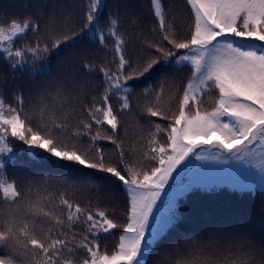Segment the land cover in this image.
Here are the masks:
<instances>
[{"label":"snow or ice","instance_id":"6c2138e0","mask_svg":"<svg viewBox=\"0 0 264 264\" xmlns=\"http://www.w3.org/2000/svg\"><path fill=\"white\" fill-rule=\"evenodd\" d=\"M186 4V33L162 0H149L148 31L140 0H86L78 12L72 0H33L23 14L0 13V264H264V204L259 224L243 214L225 224L180 203L222 185L264 196V0ZM54 57L57 77L29 90V108L16 81L50 76ZM89 77L103 86L99 102ZM137 83L146 84L139 93ZM133 110L139 136L129 139L120 113ZM17 144L31 158L20 165L23 190L6 174L20 161ZM193 157L231 163L235 175L184 183ZM33 164L64 175L37 180ZM96 173L123 193L122 213L102 205Z\"/></svg>","mask_w":264,"mask_h":264},{"label":"trees","instance_id":"16d2710c","mask_svg":"<svg viewBox=\"0 0 264 264\" xmlns=\"http://www.w3.org/2000/svg\"><path fill=\"white\" fill-rule=\"evenodd\" d=\"M49 4L55 5L59 0H47ZM109 4L113 3V0H108ZM165 12L166 19L168 21L174 22L180 29L182 33H186L190 23H191V14L190 9L186 4V0H162ZM33 0H0V13L12 14L15 12H20L23 14L24 5L32 4ZM73 7L75 11H79L81 7L84 6L86 0H72ZM140 3L143 8V19L147 25L146 31H148L153 26V20L150 19L151 13L149 11V0H140ZM156 40H160V35L157 33L153 37ZM29 40L34 39V37L29 36ZM86 43V42H85ZM82 47V45H78ZM148 50H145L147 54ZM64 54H62L63 56ZM98 55H103L98 53ZM61 57H54L51 61L52 73L50 76L37 77L36 81H32L29 76H21L16 83L23 86V91L25 95V102L29 105V108L32 104L36 103V99L30 96V89L41 80H54L57 77V61ZM159 67V66H158ZM8 73V69L3 64H0V77H5V74ZM165 75L164 72H157L151 80L147 81V84L155 85L161 77ZM182 75L187 76L188 73L185 71ZM96 82L95 94L97 95V102H99L98 97L102 93L103 86L99 83L96 77H89ZM145 83H137L134 85L136 92L139 93L140 90L145 87ZM91 95H89L88 100H91ZM6 102L15 103L12 99V95L9 92L5 96ZM135 96L132 97L133 103H135ZM49 103L52 101L49 100ZM111 103L115 109H119V103L115 97L112 98ZM205 106H209L207 102ZM173 109L175 108V101L172 102ZM59 115V111H57ZM120 119L123 122V129L121 135L127 133V138L134 139L139 136V129L137 127V118L135 117V110L132 113H120ZM158 123H167L162 122L159 118H153ZM106 150H110L112 146L107 142H104L103 145ZM22 146L17 144L16 151L20 156V161L17 164L15 169L9 168L7 170V175L9 179H17V183L20 185L21 190L24 189L23 182L19 179L20 165L25 163L27 160L31 159L28 157L27 153L21 150ZM31 171L34 175V178L40 180L41 178L48 179L51 183L55 184L57 180L61 179L64 175V172L58 168L50 167L48 165L33 164L30 166ZM91 171V170H85ZM107 174L96 173L94 179L96 183L102 186V191L104 192V199L102 200L103 206H108L111 210V206H115L117 214L123 212L124 208V195L123 193L116 188L109 180L104 179ZM191 180L190 177H187L182 182L187 183ZM62 190V187L57 185V191ZM69 198H74L73 194L69 192ZM58 203V200H57ZM81 203H85L83 197H81ZM182 211L187 213L193 218H198L204 221L215 220L221 223L227 224L231 220L235 219L239 215L243 214L245 216H252L255 218L257 224H259L261 219V205L264 204V196L261 194L259 188L255 190L245 189L243 192L238 190H232L227 187V185H222L221 188L215 191H204L201 189H196L192 193L188 194L186 199L181 200ZM163 207V205L161 206ZM6 209V205L0 203V211ZM227 231V229L223 230ZM118 233L114 236L109 237L104 243H102V248L106 246L107 250L111 251L114 245L118 240Z\"/></svg>","mask_w":264,"mask_h":264},{"label":"rangeland","instance_id":"374dc122","mask_svg":"<svg viewBox=\"0 0 264 264\" xmlns=\"http://www.w3.org/2000/svg\"><path fill=\"white\" fill-rule=\"evenodd\" d=\"M192 167L185 170L182 177L179 179L181 181L190 177L191 180H201L204 182H213L217 180H223L230 178L235 175L231 170L233 169V164H212L207 161H197L192 158Z\"/></svg>","mask_w":264,"mask_h":264}]
</instances>
